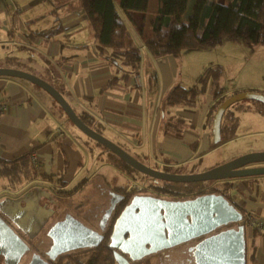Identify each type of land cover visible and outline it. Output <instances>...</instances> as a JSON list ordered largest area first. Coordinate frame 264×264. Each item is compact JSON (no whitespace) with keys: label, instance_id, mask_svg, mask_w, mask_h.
<instances>
[{"label":"crops","instance_id":"0c3cea01","mask_svg":"<svg viewBox=\"0 0 264 264\" xmlns=\"http://www.w3.org/2000/svg\"><path fill=\"white\" fill-rule=\"evenodd\" d=\"M51 3L40 11L32 8V2H23L20 6L16 4L17 11L13 13L0 0V67L21 69L53 86H63V95L77 114L88 116L101 134H112L116 138L114 143L161 171L173 173L179 169L182 174L197 173L213 167H202L206 158L212 157V163L219 165L237 155L264 151L241 148L227 154L224 148L241 137V124L234 140L212 148L210 112L215 99L211 83L194 108L167 105L173 88L193 86L208 64H195L192 69L188 59L181 60L183 54L178 58H155L148 53L140 31L150 30V18L154 17L155 10L125 13L115 3L127 28L139 31L137 39L130 36L132 44L141 49L143 60L138 75L108 87L111 80L115 76L122 77L126 69L111 57L110 49L95 42L90 22L78 0H52ZM44 22L51 26H44ZM59 26L61 31L51 38L38 36L41 31ZM5 33L10 36L7 42L2 40ZM7 43L16 46L18 52L8 50ZM9 62L11 66L7 65ZM23 64L24 68H20ZM223 85L227 87L226 94L262 90L256 81L235 83L230 87ZM0 111V160L12 161L35 151L39 162L36 169L44 175L33 180L23 178L16 183L0 177V202L9 197L15 199L38 186L48 190L62 207L59 218L72 215L85 225L99 229V222L110 206L111 189L132 192L139 181L144 185L152 183L147 179L133 181L113 168L107 153L71 129L72 123L55 100L27 81L0 77ZM247 111L255 112L251 108ZM170 118L185 120L180 133L166 131ZM254 123L250 125L251 133L257 129ZM255 132L253 134H257ZM257 179L234 180L231 202L260 218L256 210L263 208V204L257 202L254 188ZM73 189L76 190L70 193ZM139 195L145 199L153 197L139 192L133 196ZM138 205L143 204L139 201ZM254 231L259 230H246V264H264V232L254 234ZM42 239L44 244L40 251L46 253L51 239L45 231L37 237L38 241ZM29 259L27 255L19 264H27ZM0 264H7L2 252Z\"/></svg>","mask_w":264,"mask_h":264},{"label":"water","instance_id":"95a60500","mask_svg":"<svg viewBox=\"0 0 264 264\" xmlns=\"http://www.w3.org/2000/svg\"><path fill=\"white\" fill-rule=\"evenodd\" d=\"M0 77L27 81L49 94L61 107L69 121L86 137L115 154L137 172L157 181L189 184L264 176V151L251 152L203 172L175 174L150 167L127 150L87 125L64 95L53 85L30 72L0 67ZM255 100L264 104V94L243 91L227 98L217 109L212 126L215 144L221 141L224 113L234 104ZM116 200L105 211L99 229L85 225L72 215L59 218L62 207L48 190L31 187L17 198L0 202V252L7 264H19L30 256L27 264H53L70 252L99 246L110 224L111 213L125 197ZM45 202L43 203V201ZM143 205H138V202ZM138 209V212L136 211ZM239 209L223 194H200L188 198L133 197L115 221L111 246L120 238L115 251L116 264H131L157 253L179 248L192 253L196 264H246V228ZM233 226V227H232ZM17 230L26 235L19 234ZM45 231L51 249L38 251L39 234ZM128 237H125V234ZM45 254V255H44Z\"/></svg>","mask_w":264,"mask_h":264},{"label":"trees","instance_id":"16d2710c","mask_svg":"<svg viewBox=\"0 0 264 264\" xmlns=\"http://www.w3.org/2000/svg\"><path fill=\"white\" fill-rule=\"evenodd\" d=\"M78 1L90 22L95 42L102 48L110 49L111 57L120 61L126 69L123 76H115L108 87L117 84L120 80L126 81L129 77L138 75L143 54L139 47L132 44L127 25L117 9L115 0ZM150 2L151 0H120V9L125 13H147ZM149 24L152 29L151 33L150 30H141L140 36L148 53L155 58L167 56L178 58L190 51L214 49L227 41H241L249 45L264 46V0H157V9H155L154 17L150 18ZM61 29L59 26L55 29L41 31L38 36L51 38ZM224 76L225 69L221 65H212L197 78L193 86L178 85L173 88L166 103L168 106L194 108L199 97L211 83L215 99L210 112L213 120L217 109L227 98L239 92L247 91L237 90L231 94H226L227 87L222 84ZM33 86L40 89L36 85ZM54 86L64 94L63 86L59 84ZM249 91L262 93L258 90ZM59 108L66 115L60 106ZM249 109L241 101L232 105L224 113L221 122V141L217 144L213 143L212 148H217L237 137L241 114ZM254 111L264 116V104L257 102ZM78 115L87 125L101 133V130L96 128L88 116L85 114ZM184 123L185 120L182 118H170L166 125V131L178 134L181 132ZM92 142L107 153L108 161L113 168L133 181L149 180L152 183L145 185L144 190H152V192L164 197L188 198L200 194L215 193L223 194L232 201L231 192L234 180L250 181L263 177L189 184L157 181L137 172L115 154L100 144ZM31 153L12 161L0 160V177L8 178L16 183L23 178L33 180L36 177L44 176L32 167ZM173 173L182 174L179 169L174 170ZM75 190L73 189L70 193ZM119 206L108 229L107 239L113 232L115 221L125 206V202ZM241 211L246 213L244 208H241ZM247 213L252 214L251 212ZM258 233L259 231H254V234ZM107 239L92 251L68 254L55 264H115L113 250Z\"/></svg>","mask_w":264,"mask_h":264},{"label":"rangeland","instance_id":"374dc122","mask_svg":"<svg viewBox=\"0 0 264 264\" xmlns=\"http://www.w3.org/2000/svg\"><path fill=\"white\" fill-rule=\"evenodd\" d=\"M23 2H29V3L32 2V8L34 7L35 9L38 8L40 9V11H44L45 9H47L49 5L52 4L51 3L52 0H1V3L4 4L5 6H9L10 12H13V13L17 11L16 4L20 6L23 4ZM115 3L118 5V8L120 9V0H115ZM155 5L157 6V0H151L150 8H149V11L151 13L153 12V10H155ZM44 23H45L44 26L46 27L51 26V25H48L46 22ZM46 27H43V28H46ZM128 31H129V34L133 36V39H137V37H139L138 30L134 28H130L128 29ZM151 31L152 29L150 28L149 32L151 33ZM9 38L10 36L5 33L2 40L4 42H7L9 41ZM225 43L214 49H204L202 51L197 50V51L187 52L186 54H183L181 56V60L185 61L186 59H188L189 66H191L192 69L195 68L196 66L195 64H199L203 62L204 63L206 62L208 64L206 65L207 66L206 69L212 65L220 64L225 69V76L222 79V84H227L228 87H230L234 85L235 83L236 85L238 84L240 85L245 82L256 81L258 84L261 85V88H262L261 91L264 92V46L249 45L241 41L240 42L227 41ZM6 45H7L8 50L18 52V48L16 46L11 45L10 43L9 44L7 43ZM197 55H200V56H197ZM183 57H186V58H183ZM0 65H2L1 62H0ZM7 65L11 66L12 63L9 62ZM23 66L25 65L23 64L22 66H20V68H24ZM186 67L187 66H185V69ZM242 103L243 105L253 109V111H254L255 106L257 105V101L255 100H246V101H242ZM241 116H242L241 123H240L241 127L239 130V134L241 137L238 138L237 142H232L231 144L226 146V148H224L228 151L227 154H233L241 148L242 149L259 148L261 150H264V117L256 112H249V111L243 112ZM254 119H256L257 121L255 122ZM252 123H254V126L257 128L255 130L256 132L254 131L257 134H253L254 132L253 133L250 132L251 131L250 125ZM71 129L74 132L80 134V136L83 139H86V141L93 144V142L90 141L88 137H86L73 124H72ZM104 136L107 137L108 139L111 138L110 139L111 141L114 140L113 142H116L115 141L116 138L112 134L110 135L108 133H104ZM99 148L102 151H104L101 147ZM256 152H259V151H256ZM237 156L231 157V158L235 159L237 158ZM203 162L204 163H201L202 167L218 166V165H215L216 163H212V157L209 159L206 158ZM211 164H214V165H211ZM202 167L198 166V168H202ZM257 180L258 181L254 185V188H256L257 195H258L257 202L259 203L261 201L260 204H263V208H259L256 211H257V215H259L260 218L264 220V177L258 178ZM56 182H58V178L56 179ZM139 184L141 183L139 182ZM151 264H154V263L151 262Z\"/></svg>","mask_w":264,"mask_h":264},{"label":"flooded vegetation","instance_id":"af4514ba","mask_svg":"<svg viewBox=\"0 0 264 264\" xmlns=\"http://www.w3.org/2000/svg\"><path fill=\"white\" fill-rule=\"evenodd\" d=\"M264 177V176H263ZM263 177H261V178H263ZM140 182V181H139ZM141 184H139V183H137L138 184V188H136V186L133 188V190H132V192H130V191H125V190H115V189H111V206H112V204H113V201L114 200H116V197H115V194H119V195H123L125 198L122 200V201H120L117 205H116V208L113 210V212L111 213V218H110V224H111V221L113 220V218H114V216H115V214H116V212L118 211V209H119V205H121L123 202H125V206L123 207V209L121 210V212H120V214L124 211V209H125V207L130 203V201L132 200V198L133 197H135V196H133L134 195V193L136 192H139V194H149V195H152L153 197H160V198H165L164 196H160V195H158L157 193H154V192H152V190H147V191H145L144 190V183H143V181L142 182H140ZM134 191V192H133ZM131 194V195H130ZM136 197H142L141 195H139V196H136ZM239 211L242 213V215H243V224H244V226H245V228H246V230L248 229V227H247V225H246V223H245V215L246 214H244L240 209H239ZM120 216V215H119ZM110 224H109V226H108V228L107 229H105V231L103 232L104 234H105V238H104V240H103V242H105L106 241V239H107V232H108V229H109V227H110ZM233 227V226H232ZM46 233V232H45ZM113 233V232H112ZM47 236V235H46ZM111 236H112V234L110 235V237L107 239V242H108V244H109V246L112 248V250H113V254H114V252L115 251H118V252H120L122 255H124L125 257H127L128 259L130 258L129 256V254H127L126 252L125 253H123L122 251H121V249H119V247L121 246V239L120 238H118L115 242H114V245L115 246H117V248L116 247H112L110 244H111V241H110V239H111ZM129 235L126 233L125 234V237H128ZM40 240V239H39ZM102 242V243H103ZM38 251H40V247H41V245L42 244H44V241H43V239L41 240V241H39L38 242ZM52 245V244H51ZM246 246H247V240H246ZM98 247V246H97ZM96 248V247H95ZM95 248H92V249H87V250H81V251H77V252H70V253H67L66 255H68V254H72V253H78V252H82V251H92L93 249H95ZM50 249H51V247H50ZM49 249V250H50ZM65 255V256H66ZM65 256H63V257H65ZM63 257H61V258H63ZM60 258V259H61ZM59 259V260H60ZM59 260H57V262L59 261ZM130 262H131V264H151V262L152 263H154V264H196V262H195V259L193 258V256H192V253L190 252V251H188L187 249H179V248H175V249H172V250H169V251H167L165 254H163V253H157V254H155V255H151L150 257H147V258H144V259H142V260H140V261H131V260H129ZM56 263V262H55ZM55 263H53V264H55ZM115 264H116V261H115Z\"/></svg>","mask_w":264,"mask_h":264},{"label":"built area","instance_id":"2783aa9c","mask_svg":"<svg viewBox=\"0 0 264 264\" xmlns=\"http://www.w3.org/2000/svg\"><path fill=\"white\" fill-rule=\"evenodd\" d=\"M3 110V109H1ZM2 111H0L1 114ZM31 162H32V166L36 169L39 167V162H38V157H37V153L35 151H33L31 153ZM136 188H138V186H136ZM245 223L247 225V227L249 229H255V230H259L261 232H264V220L256 217L252 214H246L245 215ZM70 264V263H67Z\"/></svg>","mask_w":264,"mask_h":264}]
</instances>
